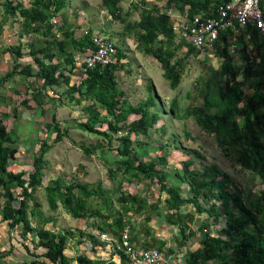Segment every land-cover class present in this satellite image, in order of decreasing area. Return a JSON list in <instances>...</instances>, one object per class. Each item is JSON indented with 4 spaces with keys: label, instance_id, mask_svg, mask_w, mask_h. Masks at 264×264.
I'll return each mask as SVG.
<instances>
[{
    "label": "trees",
    "instance_id": "trees-1",
    "mask_svg": "<svg viewBox=\"0 0 264 264\" xmlns=\"http://www.w3.org/2000/svg\"><path fill=\"white\" fill-rule=\"evenodd\" d=\"M224 1L226 0H168L166 5L167 8L178 11L182 19H190L202 11H205V16L215 15V8ZM120 2L121 0H102L111 16L125 23L126 34L135 36L138 49L160 63L170 87L177 89L190 59L199 55L201 50L187 38H179L173 22L177 18H172L171 12H161V8L156 6L146 7L139 20L125 21ZM68 3L69 0H0L3 7L0 33L9 16H18L22 19L23 33L38 34L46 38L40 48L32 43L33 49L29 52L33 57L32 62L25 65L17 62L1 79L4 81L19 75L22 82L30 78L42 80V85L32 94V98L37 101V109L42 108L37 98L38 93L48 87H61L63 84L68 86L69 93L79 94V103L83 100L90 101L84 107L87 120L77 122L75 126L108 137L109 143L114 139L118 141L113 161L115 167L110 168L109 175L112 181L118 182L115 194L119 193L116 199L121 208H115L112 197L103 195L99 187L90 188L88 183L78 180L63 184L62 178L45 186L50 208L56 210L60 201L73 217L94 216L100 231L107 232L110 229L119 241L124 231L122 209L127 207L129 200H133L145 208L138 211L162 214L170 224L177 227L180 232L176 239L180 244L197 233H202L201 248L188 251L187 264H264V187H257L256 190L258 183H255L242 188L229 172L215 163L192 168L193 161H185L180 169L167 166V159L163 156H149V152L156 148L142 142L139 137L134 139V136L136 133L148 135L149 130L160 120L159 114L151 110L152 106L159 105L163 111L165 109L156 100L157 96H151L138 105L122 98L124 92L119 88L117 72L124 66L123 63L88 70L79 86L70 85V77L59 71V68L67 69V64H73L76 52H84L86 47L92 45L89 36L78 37L76 28L67 23L63 11ZM260 7L264 13V0H260ZM53 14L62 17V25L55 26L51 22ZM238 27L236 23L234 28L221 30L213 48L214 55L220 58V66L214 68L210 61V68L198 76L193 90L187 91L188 97L195 93L202 102L185 106L183 117H192L203 130L213 134L225 156L236 158L243 170L254 178L258 177L256 179H259L261 185L264 183V57L259 62L249 45L264 49V36L256 27L248 26L251 28L250 39L246 42L244 32L241 30L240 33ZM58 33L63 37L59 38ZM234 35L236 40L231 42ZM233 43H236V54L229 50V45ZM185 47L187 50L182 53ZM117 49L119 59L127 58L125 49ZM1 51L10 52L16 61L26 55L22 43L8 45ZM206 57L207 60L210 59L209 56ZM54 58L58 61L53 62ZM242 75L243 79L240 80ZM148 89L154 91V85L149 83ZM28 101L29 99H25L21 103L26 104ZM172 105L171 113L179 110L177 99ZM103 111H106L105 115ZM125 112L139 117L124 124L127 120ZM40 113H43L42 109ZM14 115L17 117V113ZM9 117L10 113L0 112V189L4 190L3 193L0 192V198L6 201L2 207L3 218L10 220L11 226L21 225L23 234L26 235L36 229L37 226L32 221V217H36L40 225L37 227L39 245L47 248L46 255L54 261L58 257L62 264H69L71 260L64 254V249L73 232H55L46 228L45 222L53 220V217H43L35 196L37 190L44 186L46 154L68 135L69 128H63L53 113L52 124L46 126L47 136L40 141L39 152L34 157V168L27 181L22 178L23 174H13L8 170L9 163L16 157L15 144L18 142L13 130L7 129L6 121ZM105 123L108 128L100 130L98 127ZM85 152L90 154L92 150L85 147ZM120 172L122 178L118 179ZM136 180L145 187L148 182L150 185L155 181L159 183L161 193L168 195L164 201L165 211L158 212L163 202L161 196L152 203L142 195L124 192V183ZM183 185L188 186L186 191L182 189ZM15 186L22 187L19 196L12 191ZM92 196L105 199L100 202L101 207L90 208ZM17 197H20L19 207L14 205ZM30 201L34 203L32 209ZM204 214L205 217H202ZM42 217L45 218L44 221ZM109 219H112L110 224ZM149 219L148 215L147 221ZM196 220L199 221L198 227L194 225ZM222 220L225 226L219 229ZM146 232V235H152L150 229ZM151 238L143 247L156 246L160 250L167 248L166 241L154 234ZM92 239L95 241L97 238ZM168 250L171 253L173 248L169 247ZM119 254L120 263L92 260L86 255H79L75 260L79 264H130L129 256L122 249H119Z\"/></svg>",
    "mask_w": 264,
    "mask_h": 264
},
{
    "label": "rangeland",
    "instance_id": "rangeland-1",
    "mask_svg": "<svg viewBox=\"0 0 264 264\" xmlns=\"http://www.w3.org/2000/svg\"><path fill=\"white\" fill-rule=\"evenodd\" d=\"M167 2L168 0H121V14L125 21H136L140 19L144 8L156 6L161 8V12H171L170 15L172 18L178 17V11L167 8ZM2 8L0 4V22L3 18ZM63 12L67 18V23L76 28V34H83L87 27H91L92 30L98 31L112 41L117 47H121L123 51L124 49L126 50L125 55L127 58H122L124 66L117 72L119 88L124 92L123 99L125 98V100L129 101L131 104L138 105L151 96H157L156 100L158 99V102L164 106L165 111H163V108H160L159 105L151 107L153 112L159 114L160 120L149 130L148 135L142 136L140 133H136V137L134 136V139L139 137L142 142L149 143L150 146L156 148L149 152V156L153 158L163 156L167 159V166L178 167L180 169L183 167V162L185 161H193L194 164H191L192 168H202L203 165L215 163L229 172L231 176L236 179L237 183L242 186L247 187L255 183H260L259 179H256L258 177L254 178L252 174L241 168L236 158L233 157L232 159L225 156L213 134L203 130L192 117H183L185 106L202 102L195 93L191 97H188L186 95L187 91L190 89L193 90L194 82L198 76L205 73L210 68V61L214 68H219L221 62L218 56L213 55L211 57L209 55L210 59L207 60L206 56L208 55L201 52L196 57L190 59V64L183 74L180 86L177 89H173L170 87L168 80L164 77L160 63L156 61L153 56L138 49V42L135 36L126 34L125 23L122 20L114 19L103 6L102 0H69L68 6ZM177 20L178 19H175L173 22L175 23ZM179 20H181V18ZM20 33L22 34V19L18 16H9L7 23L3 26L2 32L0 33V44L8 46L10 42H22L19 36ZM58 37L62 38V34L58 33ZM23 39H26V41H23V44L28 50L31 48L32 43L41 46L43 41L46 40L42 35L29 33H26V37H23ZM186 50L187 48L185 47L182 53ZM242 78L243 75L239 77V79ZM19 82L22 84L19 85L21 89L26 85L25 90H19V94L22 95L20 100H25L27 98L32 87H39L40 84H42L41 80H35L34 78L28 79L26 84L22 81ZM17 83L18 81L15 80L16 87L18 86ZM149 83L154 85V91L148 89ZM245 88L247 91V86ZM175 99L179 101L178 111L181 112V115L177 110L172 113L170 112L171 106H173L172 103ZM62 101L64 104H62V102L56 104V109L45 110L43 113L44 119L40 124L37 120V129L40 131L38 135L42 139L46 138L47 133L44 125L46 123L51 124L53 112H56L57 118L62 122V127L69 128V133L63 137V140L56 143L46 154L47 167L45 168L46 175L43 178L44 186L40 187L35 193L38 204V206L36 204L35 206L41 210L43 217H53L52 222H45V226H48L50 230L65 232L66 230H72L71 228H74L76 230L75 232L79 234L80 232L76 224L77 219L67 212L60 201L56 210L50 208L45 186L49 184L51 180L57 179L58 177L66 180L63 184H66L68 180H78L79 182L89 183L90 188L94 186L99 187L103 195L112 197L116 208H121L116 199L119 193L115 194L117 181H111L109 175L110 166L114 168L115 163L113 162L111 165L105 164V160L108 157L110 163L112 162L110 152L115 153V148L118 147L119 143L116 139L109 143L108 137L84 131L75 126V122H84L86 120L87 114L84 110V106L87 105L88 101L78 104L77 97H72L71 95H63ZM7 104L9 103L6 102V99L1 100V105ZM29 113L31 114L32 112L30 111ZM13 114L14 113L11 111L10 117L6 121L8 129H13L14 126L15 130L13 129L14 131H12L14 137L26 138V135L21 134L19 131L23 129L31 131L33 124L30 121L23 122L21 119L19 121V118L15 119ZM103 114H106V111H103ZM125 114L127 115V120H125L124 124H128L139 117L138 115L129 114L128 112H125ZM14 123L17 125H14ZM98 128L100 130H106L108 124L100 125ZM30 140H32L31 136L28 137L27 141ZM52 141L51 139V142ZM23 142H25V139ZM40 143L41 142L34 146V149L40 148ZM85 147L94 151L88 154L85 152ZM195 151H198V153H195ZM38 152L39 151H37L36 154H38ZM145 159L149 160L148 158ZM32 160L34 161V156ZM172 179H175V177L172 176ZM104 183L107 185L104 186ZM128 185L129 188L133 189L134 193L132 194L144 192L147 194V197H149L148 199L150 202L157 201L159 196H161L164 202L165 198L168 196L166 193H161L160 185L156 181L151 185L148 182V185L145 188L143 187V189L133 188V183H127L126 186ZM148 186H150L149 190H147ZM187 188L188 186L184 185L183 189L186 190ZM104 200L105 199H99L97 196H92L89 206L91 209L101 207L100 202ZM30 203V209H32L34 203L32 201H30ZM43 217L42 220L44 221L45 218ZM202 217H205V214ZM142 220L144 219L142 218L141 221ZM34 221L37 227H39L40 225L36 217H34ZM144 224L141 225L144 226ZM223 224L224 220H222L218 228L224 227ZM170 227L172 228L169 229V232L165 236L169 237L168 241H172L170 244H174L175 246V232L177 231H174L173 228L175 227ZM191 240L194 245L198 244V237H194ZM174 250L176 251V249ZM178 250L177 253H180V249ZM163 251L166 256L171 255L174 259V261L170 260L171 264H185L183 259L181 262H176V256L170 253L168 249H163ZM163 251L162 253L164 254ZM178 257L179 256H177V258Z\"/></svg>",
    "mask_w": 264,
    "mask_h": 264
},
{
    "label": "crops",
    "instance_id": "crops-1",
    "mask_svg": "<svg viewBox=\"0 0 264 264\" xmlns=\"http://www.w3.org/2000/svg\"><path fill=\"white\" fill-rule=\"evenodd\" d=\"M200 13L204 14L205 11H202ZM177 15H178V17H176V18L180 19L181 15L180 14H177ZM175 16H176V14H175ZM58 17L60 18L61 22H59L58 24H54L55 26L62 25V17H60L59 14H58ZM235 25H236V23H235ZM235 25L231 26V28H234ZM238 26L241 27L239 24H238ZM239 27H238V29H240L239 30L240 33L242 30V32H244V34H245L246 42H249L248 40L250 39V29L251 28L250 27H241L242 28L241 29ZM228 28H230V27H228ZM224 29H226V28H224ZM235 30H237V29H235ZM81 35H83V34H77L78 37ZM236 35L231 37V39H230L231 42H234V40H236ZM19 36L21 37L20 40L22 42H10L9 45H16L19 43L23 44V41H26V39L25 40L23 39V37H26V33H23V31H22V34L20 33ZM235 44L233 43L231 45H235ZM231 45H229L230 51H231ZM34 46L36 48L40 47L36 44H34ZM249 46H250L249 49L252 50V52H254V54L256 56H258L257 59L259 62H261L262 61L261 58L264 57V49L261 47H258L256 45H253V44H251ZM4 47H6V46H3L2 44H0V49H4ZM23 47H24L23 51L26 53V55L24 57H22L21 59H19L18 61H16V59L14 58V56L10 52H7V53H3L2 51L0 52V111L1 112L2 111L8 112V113H11V111H12V113H17V117L13 114L15 116V119L19 118L18 120L20 121V119H21V120H23V122L30 121L33 124L31 131H28V129H23V130L19 131L21 134L26 135V138H24V137L18 138V142L15 144V146L17 148L16 157H15V159H13L9 163V167H8V170L11 173L23 174L22 178H24L28 181L30 172L34 168V165H32V164H34V161L32 160L33 156L35 157V154L39 149V148L34 149V146H36L42 139L38 135V133H40V131L37 129V127H38L37 126V120L39 121V124H40L44 119L43 113L45 112V110L56 109L55 108L56 104H60L61 102H62V104H64V102H63L64 100L62 101L63 95H71L72 97L73 96L77 97V103L78 104H81L84 101H88L87 105H89L90 101L89 100H83L81 103H79V101H78L79 94L77 92L69 93L67 91L68 86L65 84H63L61 87H58V86L48 87L46 89H43L40 93L37 94V98L42 105L41 109L43 110V113H40L41 109H37L38 108L37 107V101L32 98L33 91L34 90L37 91V89L42 85V84H40L39 87H32V89H30V92L26 98V99H29V101L26 104L21 103L23 99L20 100L22 95L19 94V90H21V91L25 90V87H26V85H25V87L23 89L19 88V85H22L19 82V81H21V79H20L21 77L19 75H15V76L11 77L10 79L4 80V81H2L1 77L4 76L8 70L12 69L13 66L17 62L25 65V64H28V63L33 61L32 55L29 54L30 50L33 49V44H31V48L29 50L24 46V44H23ZM26 51H28V52H26ZM54 52H56V51H54ZM212 52H214V51L212 50ZM259 52L261 54H258ZM82 53L83 52H76L75 53L73 64L72 65L67 64L68 65L67 69H65L63 67L59 68V71H63L67 76L70 77V85H72V86H79L82 83V81L84 80V77L82 76L84 56ZM206 54L209 56V53H206ZM234 54H236V52ZM57 61L58 60L56 58H54L53 62H57ZM242 79H240V80H242ZM15 80L18 81L17 87L15 84ZM35 80H37V79H35ZM26 82H27V80H25V84H26ZM65 87H67V88H65ZM2 99H6V102H8L9 104L1 105ZM28 110H30L32 113L30 114L29 113L30 111H28ZM53 113H56V112H53ZM53 113H52V116H53ZM103 115H105V114H103ZM86 120H87V118H86ZM51 124H52V122H51ZM75 124H76V122H75ZM14 125H17V124L14 123ZM47 125H50V123H46L44 125V128H46ZM7 129H8V127H7ZM13 129L15 130L14 126H13ZM13 129H8V130H13ZM30 136L32 137V140L27 141L28 137H30ZM46 136H47V133H46ZM21 139L23 141L25 139V142H23ZM116 154H117V151L115 153L110 152V155L112 156V162L110 163V160L108 157L107 159L105 158L106 159L105 164L111 165L114 161ZM31 160L33 163L31 162ZM110 167H112V166H110ZM121 176H122V174L120 172L118 179L122 178ZM57 179H60V177H58ZM57 179H53L51 181H55ZM65 181H66L65 179H62L63 183ZM68 181H71V180H68ZM111 181H112V179H111ZM136 181L132 182L133 188H137V189H139V188L143 189V187L145 188L144 184H141L138 180H136ZM67 183H69V182H67ZM124 184H125V186L127 185V183H124ZM259 184H257L256 190H258V188H261L262 185H259ZM106 185L107 184L104 183V186H106ZM252 185H254V184H252ZM125 186L123 187L124 192H129L131 194L134 193L133 189L129 188V185L126 187ZM244 187L245 186H243L242 188H244ZM183 188H184V185L182 186V189ZM183 190L186 191L185 189H183ZM12 191L16 196H19V194H21V192H22V187L15 186L12 189ZM0 192L3 193L4 190L0 189ZM135 194H139V195H142L143 197H146L148 202H150L148 199L149 197H147V194H145L144 192L143 193L138 192ZM129 201L126 205L127 207L126 208L124 207V209H122V210H124V213H123V215H124V231L127 230L129 232V239L136 249L145 248V247H143V244H146L147 240H149V241L152 240L151 237L154 234L157 238L166 241L168 243L167 244L168 248L169 247L173 248V251L171 253L174 256H176L175 257L176 262L177 261L181 262L183 259L184 263L187 264L186 258H187L188 251H193V250H196L198 248H201V240H202V235H201L202 233L201 232L197 233L195 236L188 238V240H185V242H183L182 244H180L177 239H176V245L175 246H174V244H170L172 241L171 242L168 241L169 237H167L165 235H167V233L169 232V229L172 228L170 226H173V227H175V226L170 224L168 222V220L162 214L161 215L158 213L148 214V213H144V211H138L140 208L141 209H145V208H143L142 206L140 207L138 205V203L137 202L134 203L133 200L131 202H129ZM5 203H6V201L3 198H0V264H62L58 257H56L57 261H54L52 258L48 257L46 255L47 248L39 245L40 238H39V235L37 234V227L32 232H28L26 235H24L21 225L17 224L15 226H11L10 225L11 221L3 218L2 207ZM14 205H15V207L20 206V197H17V200L14 201ZM164 206H165V202H162L160 209H158V212H159V210H161V212L165 211ZM117 209H120V208H117ZM148 215H149L150 219L147 221ZM74 218L77 219V222H76L77 229L80 233L77 234L78 232H75L76 230L74 228H71L72 230H70L73 233L70 236L69 241L67 242L65 249H64V254L71 260V262L69 264H79L75 260V258H77L79 255H86L92 260L115 261L117 263H120L121 262V256L119 254V249H122L129 256V254L126 252V249L122 246V238L118 241L117 237L112 233V231L110 229H108L107 232L100 231L99 227L97 226L98 221L96 220V218L94 216L89 215L88 218H84V217H74ZM142 218L144 220L141 221ZM32 221H33V225L37 226L35 221H34V217H32ZM51 222H52V220H51ZM108 222L110 224L112 222V219H109ZM144 222H145V224H144ZM141 224H144V226H142ZM198 224H199V221H196L194 225L196 227H198L199 226ZM223 225L225 226V222ZM46 228H48V226H46ZM147 229H150V233L152 234L151 236L146 235ZM173 229H174V231H177V232H175L176 237H177V235H179L180 231L177 227H175ZM102 234H107L108 239L102 238V236H101ZM93 237H95L97 239L94 241V239H92ZM194 237H198V244H196V245H194L192 240H191ZM150 247H156V246H150ZM168 248H166V249H168ZM174 249H176V251ZM178 249H180V253H177V251H179ZM164 254H165V252H164ZM165 256H166V254H165ZM177 256H179V257L177 258ZM166 257L169 260V256H166ZM170 257H172V256L170 255ZM129 259H130V264H133L130 256H129ZM172 260L174 261L173 258H172ZM173 264H175V263H173Z\"/></svg>",
    "mask_w": 264,
    "mask_h": 264
},
{
    "label": "built area",
    "instance_id": "built-area-1",
    "mask_svg": "<svg viewBox=\"0 0 264 264\" xmlns=\"http://www.w3.org/2000/svg\"><path fill=\"white\" fill-rule=\"evenodd\" d=\"M57 16V14L52 15L53 24L60 22ZM235 23L241 27H256L264 35V13L260 7V0H226L219 4L215 15L201 14L190 19H178L174 27L179 38H187L201 52L213 56L212 50L221 30L234 26ZM83 35L89 36L92 43L83 53L84 78L90 69L122 63L123 60L118 58V49L112 41L98 31L92 30L91 27H87ZM235 48V45H231L232 53H235ZM101 236L108 239L107 234ZM122 246L131 257L133 264H171L172 257L169 256L168 260L158 247L136 249L129 239L127 230L122 232Z\"/></svg>",
    "mask_w": 264,
    "mask_h": 264
},
{
    "label": "bare ground",
    "instance_id": "bare-ground-1",
    "mask_svg": "<svg viewBox=\"0 0 264 264\" xmlns=\"http://www.w3.org/2000/svg\"><path fill=\"white\" fill-rule=\"evenodd\" d=\"M220 4H221V3H220ZM218 6H219V5H218ZM218 6H217V7H218ZM217 7L215 8V11H216ZM201 14H202V13H200L199 15H201ZM177 34H178V33H177ZM178 36H179V35H178ZM191 44H192V43H191Z\"/></svg>",
    "mask_w": 264,
    "mask_h": 264
},
{
    "label": "clouds",
    "instance_id": "clouds-1",
    "mask_svg": "<svg viewBox=\"0 0 264 264\" xmlns=\"http://www.w3.org/2000/svg\"><path fill=\"white\" fill-rule=\"evenodd\" d=\"M261 185H262L261 188L264 187V183H262Z\"/></svg>",
    "mask_w": 264,
    "mask_h": 264
}]
</instances>
